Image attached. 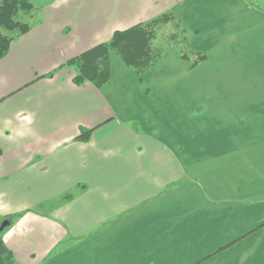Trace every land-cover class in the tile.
<instances>
[{
	"label": "crops",
	"instance_id": "obj_1",
	"mask_svg": "<svg viewBox=\"0 0 264 264\" xmlns=\"http://www.w3.org/2000/svg\"><path fill=\"white\" fill-rule=\"evenodd\" d=\"M186 1L43 0L30 14L31 30L0 59V216L13 217L4 240L17 264L198 259L208 254L217 221L225 225L218 244L232 243L223 249L232 258L225 264H255L264 253V226L245 245L240 227L258 224L246 222L247 208L238 204L246 197L222 187L235 177L237 158L245 171L251 159L262 164L244 151L258 135L263 142L264 118L246 114L248 127H227L221 108L212 117L219 127H198L193 112L183 127L176 115L198 105L193 85L173 96L184 105L169 102L171 94L161 91L166 73H153L158 63L138 74L112 51V76L100 88L76 83L65 64L118 29L165 11L179 17ZM262 93L264 103V83Z\"/></svg>",
	"mask_w": 264,
	"mask_h": 264
},
{
	"label": "rangeland",
	"instance_id": "obj_2",
	"mask_svg": "<svg viewBox=\"0 0 264 264\" xmlns=\"http://www.w3.org/2000/svg\"><path fill=\"white\" fill-rule=\"evenodd\" d=\"M42 1L34 0V3L39 6ZM185 4L178 6L179 17L175 16V20L180 23V28L174 21L165 23L158 29L154 40V46L161 49L162 57L157 64V69L159 67L160 69L153 73L158 74L164 71L168 81L166 85L163 84L161 91L168 92L172 99L177 100L174 98L177 97L176 92L182 93L184 97V92L192 83L193 99L198 98V105L193 107V111L186 108L183 111L181 108L178 109L181 117L176 115L177 122L181 121L183 127H189L193 112L192 116L195 123H198V127H213L216 125L217 118L213 120L212 117H218L216 113L218 114L217 111L221 108L225 111L226 116L223 117V122L227 127H243L244 125L248 127L244 119L246 114H249L251 119H254L256 114L264 118L261 114L264 113V103L260 101L263 97L262 83H264V0H189ZM254 18L255 21H253ZM17 19L25 22L33 20L31 15L25 12H21ZM182 32L187 38L186 43L181 41ZM5 33L13 34L10 31ZM175 33L177 37L173 38L172 34ZM180 50L187 52L189 59L182 58ZM199 53H205L207 58L200 61L197 66L191 67V63L198 58ZM174 100L169 102H179L181 106L184 105L182 99ZM228 111L237 113L228 117ZM172 115L168 116L169 121L174 117V113ZM217 126L219 127V125L215 127ZM215 135L217 138L220 136ZM237 135V131L232 129L227 139L232 141L238 138ZM260 140V135L254 137L256 144L253 142L244 152L248 159L253 156L262 159V164L258 163L259 160L256 162L257 160L251 159L245 171L246 164L243 162L241 166L237 158L236 165L232 163L236 166V171H233L235 177L232 174V178L226 179L222 186L225 192H228L227 195L239 193L243 196L241 199L246 197L245 201L238 203L247 208L246 222L258 223L254 227L247 224L240 227L241 229L245 227L244 238L248 237L245 241L246 246H250L256 239L255 235H253L255 238L250 237L252 233L260 231L264 226L262 223L264 219L260 221L261 216L264 217V139L263 142ZM215 174L217 175L216 172ZM216 188H218L217 181ZM250 205H253L252 209ZM39 208L46 209L45 206ZM234 227H230V230L233 231ZM224 229L225 225L222 226L220 221H217L211 231L210 241L205 243L209 252L199 257H204L200 262H198L199 258L191 260V257L185 254L166 255V258L158 262L200 264L211 258L213 260L207 264H225L232 258L230 254L224 253L222 247L225 245L218 244V235H223ZM226 230L228 231L229 228ZM262 234L263 232L257 234V237L260 238ZM245 245H241L238 249H242ZM193 247L201 250L202 244H194ZM258 253L254 263L264 264L263 251Z\"/></svg>",
	"mask_w": 264,
	"mask_h": 264
},
{
	"label": "trees",
	"instance_id": "obj_3",
	"mask_svg": "<svg viewBox=\"0 0 264 264\" xmlns=\"http://www.w3.org/2000/svg\"><path fill=\"white\" fill-rule=\"evenodd\" d=\"M34 9V0L0 1V59L8 54L10 46L16 38L27 33L32 28L30 22L20 21L17 16L21 12L31 14ZM175 19L174 13L168 11L126 29H118L108 41L96 44L79 55L68 59L65 64L75 69L73 80L76 83L91 82L98 88L111 79L112 51L117 53L136 73L144 74L154 67L162 57L161 49L154 46L158 29L170 21H174L177 27L180 28V23ZM6 31H10L13 34H6ZM172 37H177V33L172 34ZM181 41L187 42L184 32H182ZM180 55L184 59H189V54L185 51L180 50ZM206 58L207 55L205 53H199L198 58L190 66L195 67ZM52 74L50 73L49 75ZM89 134L90 130H87L80 137L87 139ZM4 218L10 219L11 222L13 220V217ZM4 218L0 216V221L2 222ZM229 245L222 247V249ZM0 264H17L13 251L4 240V232L2 231L0 232Z\"/></svg>",
	"mask_w": 264,
	"mask_h": 264
},
{
	"label": "water",
	"instance_id": "obj_4",
	"mask_svg": "<svg viewBox=\"0 0 264 264\" xmlns=\"http://www.w3.org/2000/svg\"><path fill=\"white\" fill-rule=\"evenodd\" d=\"M10 222V219H4L0 224V232L3 231L10 224Z\"/></svg>",
	"mask_w": 264,
	"mask_h": 264
}]
</instances>
